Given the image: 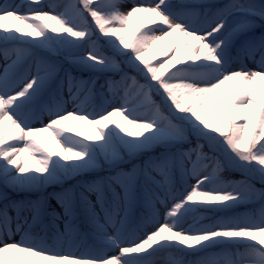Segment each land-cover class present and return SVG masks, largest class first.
<instances>
[{
    "label": "snow or ice",
    "instance_id": "1",
    "mask_svg": "<svg viewBox=\"0 0 264 264\" xmlns=\"http://www.w3.org/2000/svg\"><path fill=\"white\" fill-rule=\"evenodd\" d=\"M0 264H264V0H0Z\"/></svg>",
    "mask_w": 264,
    "mask_h": 264
},
{
    "label": "rangeland",
    "instance_id": "2",
    "mask_svg": "<svg viewBox=\"0 0 264 264\" xmlns=\"http://www.w3.org/2000/svg\"><path fill=\"white\" fill-rule=\"evenodd\" d=\"M67 95V92H66V90H65V96Z\"/></svg>",
    "mask_w": 264,
    "mask_h": 264
},
{
    "label": "trees",
    "instance_id": "3",
    "mask_svg": "<svg viewBox=\"0 0 264 264\" xmlns=\"http://www.w3.org/2000/svg\"><path fill=\"white\" fill-rule=\"evenodd\" d=\"M233 178H236V179H238L239 177H233Z\"/></svg>",
    "mask_w": 264,
    "mask_h": 264
}]
</instances>
